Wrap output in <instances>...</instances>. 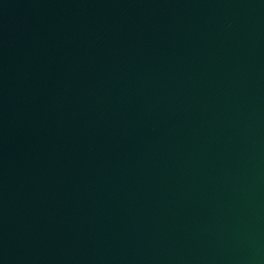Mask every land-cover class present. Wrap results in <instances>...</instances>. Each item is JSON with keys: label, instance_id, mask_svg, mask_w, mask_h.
Wrapping results in <instances>:
<instances>
[{"label": "water", "instance_id": "obj_1", "mask_svg": "<svg viewBox=\"0 0 264 264\" xmlns=\"http://www.w3.org/2000/svg\"><path fill=\"white\" fill-rule=\"evenodd\" d=\"M0 264H264V0H0Z\"/></svg>", "mask_w": 264, "mask_h": 264}]
</instances>
